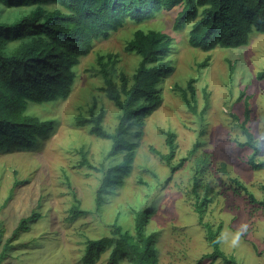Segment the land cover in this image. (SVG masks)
Listing matches in <instances>:
<instances>
[{
  "label": "rangeland",
  "instance_id": "rangeland-1",
  "mask_svg": "<svg viewBox=\"0 0 264 264\" xmlns=\"http://www.w3.org/2000/svg\"><path fill=\"white\" fill-rule=\"evenodd\" d=\"M182 5L142 23L127 19L80 58L73 68L76 79L68 98L28 103L26 113L51 121L53 129L39 136L31 149L0 150V223L4 228L0 252L21 218L35 212L39 217L18 233L1 264H81L87 238L111 235L115 220L122 230L134 234L135 212L147 208L153 210L144 231L156 233V264H223L220 258L204 257L212 247L203 224L214 229L221 224V233L234 230L241 220L249 224L241 245H220L221 250L239 264H264V208L231 181L239 180L256 200L263 198L264 169L248 165L253 149L241 146L246 141L241 124L248 109L245 126L258 146L255 160H264V80L255 77L264 69V33L253 30L248 44L241 47L202 51L188 45L193 20L180 30L173 29ZM29 11L30 7L15 9L0 3V21L13 22ZM136 29L158 30L170 38L165 59L174 70L157 86L160 105L141 127L130 129L129 140L137 142L130 169L97 206L96 191L105 169L119 163L123 153L108 156L111 141L91 135L89 125L76 126L75 118L88 116L89 106L96 101L104 108L103 127L114 131L120 110L101 90L104 80L97 60L102 56L105 62L111 54L116 59L113 70L107 68L112 79L118 82L120 72L130 77L140 57L126 52L124 46ZM206 58L208 63L199 66ZM191 78L195 79V112L177 88H185L189 98ZM166 131L175 134L171 164L184 158L174 172L162 158L168 154ZM82 152L88 164L82 165ZM195 174L199 196L209 190L203 224L193 206ZM74 204L82 213L72 219ZM108 256L109 250L95 264H107Z\"/></svg>",
  "mask_w": 264,
  "mask_h": 264
},
{
  "label": "trees",
  "instance_id": "trees-1",
  "mask_svg": "<svg viewBox=\"0 0 264 264\" xmlns=\"http://www.w3.org/2000/svg\"><path fill=\"white\" fill-rule=\"evenodd\" d=\"M6 7L15 9L30 7L27 14L13 22L0 21V150H28L34 147L36 139L52 130L51 121L42 120L26 113L29 102L41 104L56 100H65L72 91L76 79L74 67L81 57L92 50L94 42L106 39L110 33L121 28L126 20L142 23L152 19L162 10H169L183 4L177 13L173 29L180 30L193 20L189 30L188 45L202 51L216 47L237 48L248 44L253 30L264 33V0H0ZM49 4L55 6L49 7ZM124 50L140 57L135 71L130 77L124 72L118 75V82L112 79L108 67L116 59L108 54L106 61L99 56L98 69L104 80L102 92L108 100L120 110L118 123L114 131L108 132L103 127L104 108L93 101L88 109V116H76V126L89 125L93 136L109 139L111 146L108 156L123 153L121 161L105 169L96 191V205L103 201L109 187L116 186L123 180L132 163L137 142L129 140L132 126H142L143 119L151 114L161 103L158 84L170 75L174 66L166 56L170 53V38L154 30L136 29L125 41ZM206 58L199 66L206 65ZM230 69H233L231 65ZM93 70V69H92ZM257 80H264V69L255 75ZM189 79L187 90L177 86L186 106L196 111L195 88ZM249 110H245V119L241 127L246 141L241 146H250L253 153L247 163L252 169H264V160L256 161L258 150L253 141V134L245 126ZM139 135V132L136 136ZM175 134L166 131L168 154L162 156L171 172L180 163L172 165ZM196 145V144H195ZM82 165L88 164L82 152ZM169 176L165 181L169 180ZM231 181L246 193L252 202L264 208V195L256 200L247 188L237 179ZM193 194L194 210L203 224V215L208 202V189L202 196L196 191L198 174L194 175ZM264 192V185H262ZM13 189V188H12ZM12 191V190H11ZM9 196L7 197V199ZM76 199V195H74ZM78 201V200H76ZM151 208L135 212L134 230L131 234L122 230L116 220L112 223L111 235L97 239H86L81 264H95L100 256L109 250L107 264H119L128 260L130 264H156V248L153 238L156 233L146 234L145 223L152 213ZM72 219L82 213L77 204L71 209ZM39 215L31 213L21 218L12 234L2 245L0 264L13 240L20 231L28 229V223ZM207 230V240L212 247L211 253L204 255L212 260L220 258L223 264H239L233 255L225 254L220 244L214 243L221 230V224L215 229L210 224H203ZM4 231L0 223V236Z\"/></svg>",
  "mask_w": 264,
  "mask_h": 264
},
{
  "label": "clouds",
  "instance_id": "clouds-1",
  "mask_svg": "<svg viewBox=\"0 0 264 264\" xmlns=\"http://www.w3.org/2000/svg\"><path fill=\"white\" fill-rule=\"evenodd\" d=\"M248 230H249V224L245 220H241L239 221L238 226L234 230L226 229L222 231L216 237L214 243L220 245H227L228 247L231 248H237L241 245L244 237L248 233Z\"/></svg>",
  "mask_w": 264,
  "mask_h": 264
}]
</instances>
